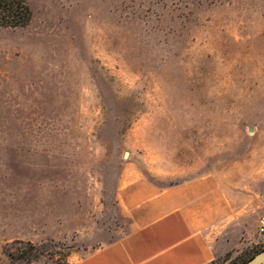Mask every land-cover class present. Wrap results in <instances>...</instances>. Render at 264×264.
Instances as JSON below:
<instances>
[{"label":"rangeland","instance_id":"374dc122","mask_svg":"<svg viewBox=\"0 0 264 264\" xmlns=\"http://www.w3.org/2000/svg\"><path fill=\"white\" fill-rule=\"evenodd\" d=\"M0 26V264H74L128 229L118 188L243 182L264 248V0H26Z\"/></svg>","mask_w":264,"mask_h":264},{"label":"crops","instance_id":"0c3cea01","mask_svg":"<svg viewBox=\"0 0 264 264\" xmlns=\"http://www.w3.org/2000/svg\"><path fill=\"white\" fill-rule=\"evenodd\" d=\"M243 182L206 174L160 187L138 178L118 188L128 229L74 264H209L243 243Z\"/></svg>","mask_w":264,"mask_h":264},{"label":"trees","instance_id":"16d2710c","mask_svg":"<svg viewBox=\"0 0 264 264\" xmlns=\"http://www.w3.org/2000/svg\"><path fill=\"white\" fill-rule=\"evenodd\" d=\"M31 17L26 0H0V26L16 28L24 26Z\"/></svg>","mask_w":264,"mask_h":264},{"label":"water","instance_id":"95a60500","mask_svg":"<svg viewBox=\"0 0 264 264\" xmlns=\"http://www.w3.org/2000/svg\"><path fill=\"white\" fill-rule=\"evenodd\" d=\"M242 264H264V248L256 252L253 256L244 261Z\"/></svg>","mask_w":264,"mask_h":264},{"label":"built area","instance_id":"2783aa9c","mask_svg":"<svg viewBox=\"0 0 264 264\" xmlns=\"http://www.w3.org/2000/svg\"><path fill=\"white\" fill-rule=\"evenodd\" d=\"M260 230H261V231H264V226H262Z\"/></svg>","mask_w":264,"mask_h":264}]
</instances>
